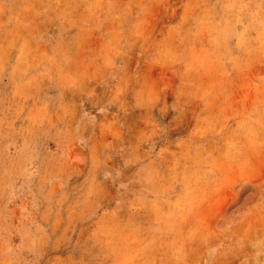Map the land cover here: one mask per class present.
Returning <instances> with one entry per match:
<instances>
[{
  "label": "rangeland",
  "instance_id": "obj_1",
  "mask_svg": "<svg viewBox=\"0 0 264 264\" xmlns=\"http://www.w3.org/2000/svg\"><path fill=\"white\" fill-rule=\"evenodd\" d=\"M0 264H264V0H0Z\"/></svg>",
  "mask_w": 264,
  "mask_h": 264
}]
</instances>
